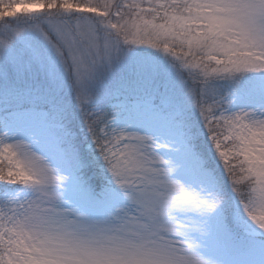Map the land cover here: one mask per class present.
<instances>
[{"label":"snow or ice","instance_id":"obj_1","mask_svg":"<svg viewBox=\"0 0 264 264\" xmlns=\"http://www.w3.org/2000/svg\"><path fill=\"white\" fill-rule=\"evenodd\" d=\"M0 264H264V0H0Z\"/></svg>","mask_w":264,"mask_h":264}]
</instances>
